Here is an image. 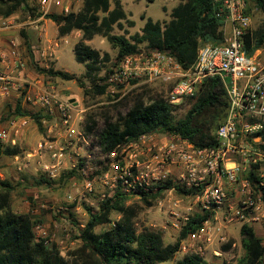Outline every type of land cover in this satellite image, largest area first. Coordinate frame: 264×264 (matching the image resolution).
Returning a JSON list of instances; mask_svg holds the SVG:
<instances>
[{
    "label": "built area",
    "instance_id": "2783aa9c",
    "mask_svg": "<svg viewBox=\"0 0 264 264\" xmlns=\"http://www.w3.org/2000/svg\"><path fill=\"white\" fill-rule=\"evenodd\" d=\"M63 3L40 0L43 15L63 7ZM213 3L222 22V44L201 46L196 61L187 69L168 51H139L123 58L106 83L107 92H113L134 82L159 81L170 87L168 102L177 104L197 96L207 82L215 80L225 91L227 108L214 144L197 147L179 135L161 138L157 131L127 140L113 150L105 149L100 139L90 143V137L78 129L83 111L62 98L51 82L36 92L34 84L24 78L28 65L12 42L9 54L0 48V96L19 92L40 114L45 129L35 153H29L18 169L35 167L41 176L56 180L71 161L81 180L74 186H83V199L98 196L99 204L117 193L142 201L146 196L169 198L180 189L183 199L176 200L171 211L175 229L191 217L178 212L186 200L188 212L196 208L199 213L213 215L182 240L179 252L185 256L204 258L212 245L226 240L218 222L256 224L264 220V149L258 136L264 128V49L253 54L247 51L246 36L252 32V21L245 0ZM9 21L5 19L0 32L11 28ZM9 59L18 72L16 78L2 69ZM31 123L32 115L12 118L8 127L0 130V142L17 147ZM76 145V157L71 158L69 152ZM251 173L256 179L252 180ZM168 182L171 188L165 187ZM190 190L197 193H186ZM34 233L37 240H44L40 225L34 227Z\"/></svg>",
    "mask_w": 264,
    "mask_h": 264
},
{
    "label": "trees",
    "instance_id": "16d2710c",
    "mask_svg": "<svg viewBox=\"0 0 264 264\" xmlns=\"http://www.w3.org/2000/svg\"><path fill=\"white\" fill-rule=\"evenodd\" d=\"M33 1L0 0V18L8 19L22 12L29 14L34 20L44 17L53 21L58 26L60 37L70 35L73 31L81 32L82 39L75 45L74 54L76 61L85 65L86 78L91 81L90 89L84 90L85 95H106V82L112 73V68L108 66L111 56L108 53L102 55L86 43L96 36L106 39L112 48L117 50L118 63L126 56L141 51L140 46L145 45L148 51L170 52L185 69L194 64L201 46L219 45L224 42L222 22L216 17L213 0H181L172 10L169 21L159 22L142 16V19L146 20L142 33L130 38L113 33L115 26L124 28L123 21L134 26L133 21L127 20L120 0L114 1V8L112 0H82L79 12L46 15L39 13V10L32 6ZM245 2L250 15L252 7L264 13V0ZM22 36L30 48L27 33L22 32ZM263 47L264 28L252 31L246 36L249 54ZM38 71L49 78L66 81L75 79L73 75L53 68H39ZM102 71L105 74L97 78ZM80 85L83 88V84ZM185 100L190 108L183 115H179L183 104H171L160 95L149 97L147 101L142 95L137 96L126 116L121 117L117 123H106L105 129L99 135L100 143L105 149L113 150L127 140H135L143 134L160 131L168 135H179L197 147L214 144L215 132L223 121L227 108L225 91L213 80L207 82L197 96ZM28 113L21 110L19 101L15 116L22 117ZM32 118L40 132L44 133L40 114L32 115ZM258 136L263 141L264 149V128ZM3 155L12 158L18 156L19 147L0 148V157ZM251 177L252 180L256 179L252 173ZM165 187L171 188V183L168 182ZM12 190L10 183L0 182V264H163L173 261L180 251L182 240L213 216L210 213H195L183 224L176 242L166 244L160 231L146 228L140 232L136 230L133 222L138 213L136 207L127 206L129 197L117 193L101 202L97 212L88 208L89 220L79 237L81 246L65 257L56 247L48 246L45 240L36 239V221L32 216L17 214L11 209ZM178 192L182 193L180 189ZM186 193L194 195L197 191L190 190ZM156 198L157 196H146L142 202L150 207ZM113 213L120 215V218L113 221ZM108 224L111 225L109 229L96 232L98 226ZM240 234L246 253L241 263L263 264V239L249 224L242 225ZM175 264L208 263L199 256L187 255Z\"/></svg>",
    "mask_w": 264,
    "mask_h": 264
},
{
    "label": "rangeland",
    "instance_id": "374dc122",
    "mask_svg": "<svg viewBox=\"0 0 264 264\" xmlns=\"http://www.w3.org/2000/svg\"><path fill=\"white\" fill-rule=\"evenodd\" d=\"M70 1L64 0V3L69 4ZM114 1L112 0V8H114ZM121 2L124 3L123 6L127 12V20L133 21L134 26H130L127 21H123L124 28L120 29L118 26H115L113 33L130 38L137 33H142V29L146 23V20H143L142 16L159 22L169 21L172 10L179 5L181 0H121ZM72 3L73 6L75 3L77 6L79 5L77 0H72ZM32 6H35L39 10L38 12L42 13L40 0H34ZM53 12L52 9L49 14ZM250 16L252 31L264 28L263 12L252 7ZM12 17H14V20L9 19L11 28L8 29L12 35L9 39L11 40L10 44L16 42L18 52L26 60L30 69L29 71L34 69L35 73L46 77V82L53 83L62 98L71 102L74 100L75 108L83 111V113H79L78 121H80L78 129L85 137H90V143H97L99 135L105 129L108 121L117 123L121 117L126 116L137 96L142 95L147 101L149 97L160 95L168 100L170 87L159 81L134 82L127 86L117 87L113 92H107L104 96L85 95L84 90L90 89L91 81L86 78L85 65L78 63L75 59L74 47L76 40L68 38L69 44L66 45L64 42H61V37L57 31L50 33V37L48 38L43 36L44 42L51 41L53 44H58L59 46L56 49L54 58L50 60H38L37 50L31 48V40L37 42L41 39L39 37V30L36 33L33 29L34 25L32 22L34 19L29 14L22 12ZM4 21L5 19L0 18V26H2ZM22 32L27 33L30 48L27 47ZM90 46L100 51L102 55L108 53L111 56V62L108 65L110 68L114 69L119 64L117 50H114L106 39L96 36L91 41ZM40 47L38 49H44L43 44ZM140 50L148 52L145 45H141ZM29 58L32 59V62H30ZM44 65H47L48 68ZM39 68H53L54 70L67 72L73 75L75 79L66 81L59 78H49L40 73L38 71ZM104 74L105 72L102 71L97 75V78L102 77ZM78 80L81 81L78 82ZM81 83L83 84V88L80 85ZM17 96L19 95L0 96V130L7 128L12 118L17 116L15 114L19 101H21V110H27L24 97ZM178 104H183V109L178 112L179 115H183L190 108L185 99L175 105ZM26 105L30 107L29 104ZM29 110V116L37 115L31 107ZM89 127L92 129L89 130ZM39 131L38 127H34L30 134H27L25 139L20 141V144L17 146L20 150L19 161H16L14 157L5 155L0 157V182H8L13 187L10 202L11 209L17 214L32 216L36 221L35 226L40 225L43 232H45L43 239L47 241V245L56 247L62 256L67 257L81 246L79 237L89 220L90 213L88 208L92 209L93 212H97L99 210L100 199L98 196L88 197V200L83 199V186H74L75 183L80 185L79 181L81 180L75 169H72L73 163L71 161L68 162V169L63 171L56 180L42 178L41 173L35 171V167H22L21 171L18 169L19 166L24 165L26 156L29 153H33L37 148L40 139ZM157 132L161 135V138L171 136L160 131ZM78 147L76 145L75 149L70 150L69 154L71 158L76 157V148ZM0 148L7 149L9 145L0 142ZM178 199H183L182 193L176 192L169 198L160 196L152 201V206L150 207L137 199H129L126 204L127 206H135L138 211L136 218L133 220L138 232L145 228L160 231L164 235L165 243L173 244L178 239L183 226L181 225L180 229H175L172 226L171 211L173 203ZM188 203L186 200L179 207L178 212L180 216L185 217L188 216L187 214L193 216L198 211L194 208L193 211L188 212ZM119 218L120 215L113 213V221ZM218 224L222 227L226 240L223 243L212 245V248L206 251L203 259L208 264H242L241 262L246 256L240 234L243 224L234 223L225 225L221 224V222H218ZM249 225L254 228L257 235L264 241V220ZM110 227V224L100 225L97 227L96 232L100 233ZM213 250L220 252V256L215 255ZM184 256V254L179 252L173 261L163 264H175Z\"/></svg>",
    "mask_w": 264,
    "mask_h": 264
},
{
    "label": "crops",
    "instance_id": "0c3cea01",
    "mask_svg": "<svg viewBox=\"0 0 264 264\" xmlns=\"http://www.w3.org/2000/svg\"><path fill=\"white\" fill-rule=\"evenodd\" d=\"M63 2H64V0H63ZM77 2L79 4L78 6L76 5V3L73 6L72 0L69 2V4L63 3V7H58V8H54L53 9V11H54L53 14H63V13H65L64 9L68 10V12H70V11L71 12L72 11L73 12H79L81 10V8H82V4L83 3H82L81 0H77ZM121 3H122V5L124 4L123 2H121ZM123 8H124V6H123ZM124 10H125V8H124ZM125 12H126V10H125ZM126 14H127V12H126ZM8 19L14 20V17H10ZM32 24L34 25L33 29L36 31V33H37V30H39V37L41 38L37 42L31 40V48L37 50L36 51L37 54H38L37 59L38 60L39 59H43V60H48L49 59L50 60V59L54 58V56L56 55V49H57V47L59 45L58 44H53V42H51V41L44 42L42 37L43 36H45L46 38L50 37L49 34L52 33L53 31H57V33H58V26L53 21L48 20V19H44V17H41V18H38V19L34 20L32 22ZM11 36H12L11 32L8 31V30L0 32V48L6 54H9V51H10V41L11 40H9V39H10ZM68 38L76 40V44H77L82 39V33L79 32V31H73L70 35L61 37V42L62 43L64 42L66 45H68L69 44V39ZM91 41H86V43L88 45H90ZM39 44L40 45L43 44L44 45V49H41V50L38 49L40 47ZM29 60H30V62H32L31 58H29ZM44 66L46 68H48L47 65H44ZM2 69H3L4 72L12 75L14 78H16V76L18 75V72H17V70L15 69V67L13 65V60L12 59H9L8 64L4 65V67ZM29 70L30 69L28 68L23 73L24 78L26 80H28L29 82L34 84V90L36 92H40V90H42L44 85L47 83L46 82V77L35 73L34 69L32 71H29ZM10 95H19L17 97H22V95L19 92L15 91V90H13ZM25 106H26V109H27L26 111L30 112V110H29L30 107L27 106L26 103H25ZM31 109H32V107H31ZM34 127H37V125L35 123H31L30 127L23 132L21 140L25 139L27 134L29 135L31 130H33ZM43 134L44 133L40 132L39 141L41 140ZM35 151H36V149H35ZM35 151L33 153H35ZM33 153H30V154H33ZM18 156H15L14 159H16V157H18Z\"/></svg>",
    "mask_w": 264,
    "mask_h": 264
},
{
    "label": "water",
    "instance_id": "95a60500",
    "mask_svg": "<svg viewBox=\"0 0 264 264\" xmlns=\"http://www.w3.org/2000/svg\"><path fill=\"white\" fill-rule=\"evenodd\" d=\"M72 102H74V100H72Z\"/></svg>",
    "mask_w": 264,
    "mask_h": 264
}]
</instances>
